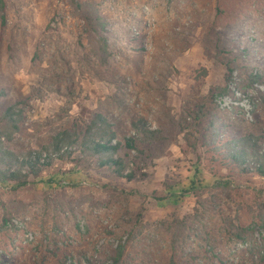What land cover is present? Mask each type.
Listing matches in <instances>:
<instances>
[{
    "label": "rangeland",
    "instance_id": "obj_1",
    "mask_svg": "<svg viewBox=\"0 0 264 264\" xmlns=\"http://www.w3.org/2000/svg\"><path fill=\"white\" fill-rule=\"evenodd\" d=\"M1 1L0 113L24 112L8 149L97 113L120 139L145 119L162 140L125 158L134 180L85 159L26 187L0 182V264H115L121 252L119 264H264V177L222 154L248 135L264 147V0ZM78 5L106 23L107 64ZM201 107L216 115L211 141Z\"/></svg>",
    "mask_w": 264,
    "mask_h": 264
},
{
    "label": "trees",
    "instance_id": "obj_2",
    "mask_svg": "<svg viewBox=\"0 0 264 264\" xmlns=\"http://www.w3.org/2000/svg\"><path fill=\"white\" fill-rule=\"evenodd\" d=\"M82 18L87 24L89 33L94 35L98 45L96 53L102 64H107L110 54L108 52V39L105 35L106 23L103 18L93 11L84 10L83 5H78ZM5 10V2L1 1L0 12ZM3 19H5L3 17ZM225 80L233 82V74L238 69L234 62L225 63ZM242 81L248 82L252 87L258 83L259 78L255 74H248ZM241 84V83H240ZM228 92L224 88L221 95ZM216 115L212 111L194 113V121L200 123L207 120L204 135L207 141L219 136L215 120ZM24 120V112L19 105H12L0 113V182L17 184V187H26L32 178H39L46 170L50 169L56 161L95 160L101 168H109L118 176L134 180L135 171L126 173L127 163L125 158L129 153L143 155L145 147H149L162 140L159 129L153 128L145 119L133 121L134 134L125 135L122 139L118 137L114 123L101 113L95 114L92 121L83 126H75L73 129H64L55 134L48 144L38 149H30L19 154L8 149L5 142L11 143L15 134L21 129ZM5 142H4V141ZM209 143V142H207ZM222 154H228L231 163L237 165L244 172L255 171L264 177V147L261 146L259 138L253 135L242 137L238 140L224 142ZM121 151L125 152L121 156ZM77 156V158H73ZM243 229H235L234 235L242 240ZM123 253L115 260L119 264ZM175 264V263H173Z\"/></svg>",
    "mask_w": 264,
    "mask_h": 264
}]
</instances>
